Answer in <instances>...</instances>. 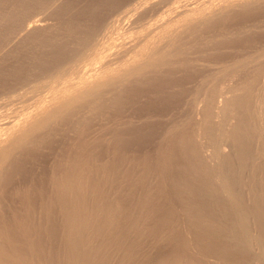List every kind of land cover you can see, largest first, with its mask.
Listing matches in <instances>:
<instances>
[{"label": "bare ground", "instance_id": "1", "mask_svg": "<svg viewBox=\"0 0 264 264\" xmlns=\"http://www.w3.org/2000/svg\"><path fill=\"white\" fill-rule=\"evenodd\" d=\"M0 264H264V0H0Z\"/></svg>", "mask_w": 264, "mask_h": 264}, {"label": "rangeland", "instance_id": "2", "mask_svg": "<svg viewBox=\"0 0 264 264\" xmlns=\"http://www.w3.org/2000/svg\"><path fill=\"white\" fill-rule=\"evenodd\" d=\"M175 111H176V110H175ZM175 111H174V113H175ZM171 113H172V112H171ZM171 113H169V115H168V113H167V116H168V118H167V119H165V114H164V115H162V116H164V117H162V116H161V117H162V118H164L165 120H164V119H162V118H160L161 120H160V119H158V120H157L156 118H152V120H151V121L153 122V121H155V120H156V121H159V123H162L161 121H163V120H164V121L166 122V121L169 119V117H170ZM177 113L179 114V112H176V113L174 114V116H175V117H179V116H180V114L177 116V115H176ZM167 116H166V117H167ZM174 116H173V113H172V117H174ZM153 119H154V120H153ZM164 121H163V122H164ZM142 122H144V119H143V120H141V124H143ZM167 122H169V121H167ZM137 123H139V120H137ZM141 124L139 123V125H141ZM155 142H156V141H155ZM151 144H152V145H151ZM151 144H148L146 148H148V147H149V148H150V150H151V149H152V150H154V149H155V146H156V144H155V143H151ZM150 145H151V146H153V145H154V146H153V147H151ZM149 148H148V149H149ZM153 148H154V149H153Z\"/></svg>", "mask_w": 264, "mask_h": 264}]
</instances>
